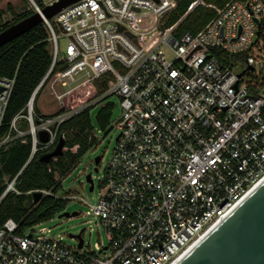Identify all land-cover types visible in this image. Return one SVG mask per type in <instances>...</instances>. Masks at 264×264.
Returning <instances> with one entry per match:
<instances>
[{
    "label": "built area",
    "instance_id": "2783aa9c",
    "mask_svg": "<svg viewBox=\"0 0 264 264\" xmlns=\"http://www.w3.org/2000/svg\"><path fill=\"white\" fill-rule=\"evenodd\" d=\"M28 1L41 15L59 0ZM202 1L192 0L185 15ZM175 7L174 0H79L43 18L51 64L17 138L31 137L30 159L53 151L63 123L105 97L119 99L101 189L84 214L99 241L91 247L81 232V247L76 238L66 246L44 223L19 234L8 219L0 264H177L264 181V0H230L198 33L178 36L182 19L163 27ZM97 82L107 83L100 97L63 111V99ZM13 83L0 78V126ZM40 97L46 110L37 113ZM13 140L9 133L0 147ZM16 179L5 181L2 197L18 194Z\"/></svg>",
    "mask_w": 264,
    "mask_h": 264
},
{
    "label": "trees",
    "instance_id": "16d2710c",
    "mask_svg": "<svg viewBox=\"0 0 264 264\" xmlns=\"http://www.w3.org/2000/svg\"><path fill=\"white\" fill-rule=\"evenodd\" d=\"M174 1L176 7L165 16L163 27H170L182 19L175 33V36H178L184 32L198 33L230 0H203L187 15L185 13L192 0ZM39 4L43 8L40 2ZM32 14L31 11H25L16 15L11 22H2L0 11V33ZM47 40L48 33L41 23L0 47V78L14 80L0 126V142L9 133L14 136L16 128L28 130L29 125L24 118L25 106L51 64V47ZM218 59L226 61L224 56H219ZM106 88V82L80 88L63 99V111L97 99ZM108 98L105 97L96 103L101 104L96 115V125L101 131L107 129L112 116L113 103L107 101ZM93 106L85 108L60 126L58 137L63 139L65 151L47 164L41 163L40 158L51 152L52 148L40 150L30 159L32 140L29 135L16 137L6 146L0 147V226L11 219L18 225V233L21 234L35 225L50 221L55 215H60L66 210L67 200L55 197L61 189V183L56 178L68 174L95 145L96 139L89 116ZM35 110L39 113L37 108ZM73 148H76L75 152H71ZM15 177L17 179L14 188L18 194L9 192L2 197L6 188L5 181H11ZM34 190L49 191L51 195L42 196L37 203L26 207V202L33 200L29 192Z\"/></svg>",
    "mask_w": 264,
    "mask_h": 264
},
{
    "label": "water",
    "instance_id": "95a60500",
    "mask_svg": "<svg viewBox=\"0 0 264 264\" xmlns=\"http://www.w3.org/2000/svg\"><path fill=\"white\" fill-rule=\"evenodd\" d=\"M79 0H59L44 7L39 13H34L28 18L11 25L0 33V47L27 33L33 27L41 24L43 18L52 19L56 14ZM60 28V27H59ZM62 31V29L60 28ZM119 30H122L119 28ZM252 70V68H249ZM239 75L238 77H240ZM60 91L63 92L62 87ZM38 140L44 144L48 141L46 132H39ZM64 151V141L59 139L53 151L43 155L40 162L47 164L51 160L60 157ZM100 157H95L93 164L97 172ZM86 182L92 191L93 185L90 175L86 176ZM33 203L42 197L40 193L32 195ZM77 216V213H62L58 218ZM79 240L80 235L71 236ZM177 264H264V182L261 183L248 197H246L236 209L208 233L189 253Z\"/></svg>",
    "mask_w": 264,
    "mask_h": 264
},
{
    "label": "rangeland",
    "instance_id": "374dc122",
    "mask_svg": "<svg viewBox=\"0 0 264 264\" xmlns=\"http://www.w3.org/2000/svg\"><path fill=\"white\" fill-rule=\"evenodd\" d=\"M30 8V2L28 0H0V11L2 12L1 21L11 22L16 15H19ZM59 43V54L63 55L66 46V40L60 38ZM165 57L168 60H172L173 56L168 52L166 48H163ZM242 67L236 68L237 71L241 70ZM107 101L113 103V111L110 120V124L105 131H101L96 125V115L101 107V104H96L90 110L89 116L93 127V135L95 136V145L87 151V153L80 159L78 164L64 177H58L57 180L61 183L60 191L55 195L58 198L67 200V207L63 213H77V216L69 218H58L55 215L53 219L44 223L46 229L51 230L52 236L56 239L62 238L63 244L66 246H75L76 241L69 238L71 236H77L79 233H83L84 241L93 247L98 240L97 227L95 224L91 226L88 224V218L84 216L85 212L88 211L86 203L93 204L101 189L102 181V170L106 165L110 152L114 146V139L117 135L115 125L121 115V108L119 106V99L115 96L109 97ZM43 99L40 97L35 108H40L45 111ZM19 132H26L19 129L14 130V138L20 137ZM65 151V150H64ZM76 148H73L71 152H75ZM95 157H100L101 162L98 165V171H94L93 160ZM90 174L93 178L94 191H89V184L86 182V175ZM49 192V191H47ZM46 196V195H43ZM26 207L33 205V200L29 199L26 202ZM102 243H106L103 235L101 234Z\"/></svg>",
    "mask_w": 264,
    "mask_h": 264
},
{
    "label": "bare ground",
    "instance_id": "6f19581e",
    "mask_svg": "<svg viewBox=\"0 0 264 264\" xmlns=\"http://www.w3.org/2000/svg\"><path fill=\"white\" fill-rule=\"evenodd\" d=\"M263 182H264V181H262V183H263ZM260 185H261V183H260ZM211 231H212V230H211ZM211 231H209L208 233H210ZM193 248H194V247H192L189 251H191ZM189 251H188L187 253H189ZM187 253H186L184 256H186Z\"/></svg>",
    "mask_w": 264,
    "mask_h": 264
}]
</instances>
